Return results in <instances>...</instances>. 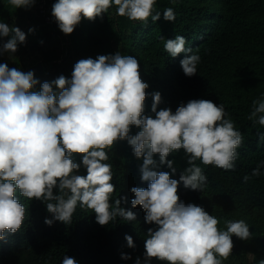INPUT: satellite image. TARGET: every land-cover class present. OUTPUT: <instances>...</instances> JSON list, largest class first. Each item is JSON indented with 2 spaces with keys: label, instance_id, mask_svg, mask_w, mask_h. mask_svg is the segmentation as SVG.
<instances>
[{
  "label": "clouds",
  "instance_id": "clouds-1",
  "mask_svg": "<svg viewBox=\"0 0 264 264\" xmlns=\"http://www.w3.org/2000/svg\"><path fill=\"white\" fill-rule=\"evenodd\" d=\"M6 2L14 10H29L36 0ZM155 4L156 0H55L51 15L59 30L70 35L82 18L94 21L113 6L116 15L130 21L147 22L151 17L156 22L161 15H153ZM163 19L174 22V10L165 9ZM32 32L30 28L29 34ZM4 38L8 39L0 45V55L10 59L26 42L24 32L0 20V40ZM164 50L172 58L184 55L180 65L185 76L197 74L200 56L186 47L183 36L167 39ZM139 66L137 58L117 51L79 60L70 79L61 75L40 84L33 71L0 63V241L6 232L16 233L24 223L26 209L18 195L45 203L52 217L45 219L48 226L55 221L71 223L78 205L93 212L100 226L117 217L135 221V214L121 208L119 200L110 203L115 189L111 165L105 163L107 150L124 140L135 157H143L141 179L148 182L146 189H131V205L141 207L145 222L155 226L148 229L143 259L137 257L135 264H151L153 258L165 264H224L232 254L233 237L252 238L244 219L227 220L226 230H221L216 216L186 204L177 195L181 183L192 191L206 188L208 178L196 161L234 170L243 136L227 118L223 104L190 100L175 112L157 111L161 103L157 92L152 94L154 118L144 116L148 84L141 80ZM248 119L264 127V96L253 101ZM130 126L139 129L135 136L129 135ZM258 137L264 144V133L258 132ZM178 150H183L189 165L179 180L152 170L153 157L158 154L160 164H167L175 174L173 161L167 157ZM74 154L82 157L79 163ZM81 167L86 169L84 176L78 174ZM262 167L264 163L251 176L264 175ZM249 179L243 177L245 182ZM125 240L128 248H135L131 236L126 235ZM121 259L132 257L122 253ZM62 264L76 261L64 256Z\"/></svg>",
  "mask_w": 264,
  "mask_h": 264
},
{
  "label": "trees",
  "instance_id": "trees-1",
  "mask_svg": "<svg viewBox=\"0 0 264 264\" xmlns=\"http://www.w3.org/2000/svg\"><path fill=\"white\" fill-rule=\"evenodd\" d=\"M0 0V20L9 26H16L26 35V42L18 46L15 55L40 56L41 59L27 72L41 64L43 74L35 73L40 84L52 82L61 75L70 79L74 65L81 59H95L100 55H131L139 62L140 78L148 84L144 102V116H152V94L160 93L161 103L157 111L176 108L190 100H210L223 104L236 130L243 136L237 149L238 159L234 170L205 166L196 161L207 176V186L200 191L185 189L179 184L177 195L180 200L205 209L220 221L218 228L226 230L227 220L244 219L253 233L247 241L233 237L232 254L224 264H259L264 260V175L251 176L258 165L264 163V144L259 142L258 132L264 127L248 119L254 100L264 96V0H156L153 15L159 12L161 18L153 22L130 21L116 15L115 7L97 17L94 21L82 18L73 33L63 34L57 23H46L35 6L29 10H14ZM55 3V0L52 4ZM174 10L176 19L167 22L163 12ZM34 32L29 34V29ZM183 36L186 47L200 56L197 74L184 75L180 62L181 54L172 58L164 50L167 39ZM8 38L0 40V45ZM7 54L0 55V63H7ZM39 90V84L37 85ZM139 129L130 126V136ZM108 151L111 165L114 193L110 203L120 201V207L132 211L136 220L123 221L117 217L107 226L96 223L95 214L79 205L72 221L64 224L55 221L51 226L45 219H51L46 205L40 200L19 197L26 209L24 223L13 234L6 232L0 241V264H62L64 256L73 258L76 264H135L137 257L143 259L144 242L149 228L145 222L144 210L133 208L132 188L146 189L148 182L142 181L143 157L137 158L127 140L114 142ZM79 163L82 157L74 154ZM152 170L167 172L171 179L179 180L189 167L183 150L170 154L175 174L161 165L158 154L153 157ZM261 172L264 173V167ZM79 175H86L81 167ZM249 176L245 182L243 177ZM54 194H58L54 190ZM131 236L134 249L127 247L125 236ZM132 259L125 261L121 254ZM151 264H165L156 258Z\"/></svg>",
  "mask_w": 264,
  "mask_h": 264
},
{
  "label": "rangeland",
  "instance_id": "rangeland-1",
  "mask_svg": "<svg viewBox=\"0 0 264 264\" xmlns=\"http://www.w3.org/2000/svg\"><path fill=\"white\" fill-rule=\"evenodd\" d=\"M1 3H6V0H3ZM40 59H41L40 56H34V57L31 56L30 57L29 55H24V58L21 59L14 54V57L11 59L8 56L6 62L9 66V68L13 67L14 64H18L20 62L22 64L24 70H26V69L34 66Z\"/></svg>",
  "mask_w": 264,
  "mask_h": 264
},
{
  "label": "built area",
  "instance_id": "built-area-1",
  "mask_svg": "<svg viewBox=\"0 0 264 264\" xmlns=\"http://www.w3.org/2000/svg\"><path fill=\"white\" fill-rule=\"evenodd\" d=\"M54 0H38L37 1V10H39V14L42 15L46 23L53 24L54 18L51 15L52 11V3Z\"/></svg>",
  "mask_w": 264,
  "mask_h": 264
},
{
  "label": "water",
  "instance_id": "water-1",
  "mask_svg": "<svg viewBox=\"0 0 264 264\" xmlns=\"http://www.w3.org/2000/svg\"><path fill=\"white\" fill-rule=\"evenodd\" d=\"M34 72L37 73V74H43V73H44V70H43L42 65L39 64V65L34 69Z\"/></svg>",
  "mask_w": 264,
  "mask_h": 264
}]
</instances>
